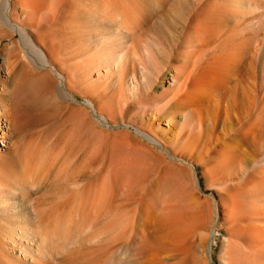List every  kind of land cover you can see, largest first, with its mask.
Instances as JSON below:
<instances>
[{
    "label": "bare ground",
    "instance_id": "1",
    "mask_svg": "<svg viewBox=\"0 0 264 264\" xmlns=\"http://www.w3.org/2000/svg\"><path fill=\"white\" fill-rule=\"evenodd\" d=\"M260 1L0 0V50L2 41L9 40L3 48L8 64L12 58L25 59L23 73L30 68L31 76L45 87L49 86L45 76L57 75L59 94L71 113L75 108L67 99H76L68 87H77L87 97L85 105L101 113L104 125L114 126L120 120L127 128L135 126L137 137L147 145L169 147L162 150L172 156L161 167L164 185L188 186L187 168L179 158H188L186 164L193 172L202 167L228 213L224 219L229 259L264 261V37H260L264 8L257 6ZM161 31L163 38L153 34ZM2 78L0 99L7 103L0 104V264L54 262L62 238V248L71 251L80 245L76 235L81 240L82 235L83 239L90 235L82 244L106 241L107 246L111 241L116 248L121 239L131 241V234V245L139 248L143 264H169L167 259L183 254L176 241L181 233L190 236L217 218L198 199L185 202L186 211L181 212L153 193L151 205L142 207L149 219L143 225L158 236H139L131 214L132 205L138 204L133 210L137 213L144 203L137 193L142 179L138 170L156 163L135 143L126 144L127 150L113 159L111 193L105 185L106 160L101 153L79 162L88 158L90 145L80 137H71L80 153L69 151L61 157L51 142L46 151L42 139L36 138L41 146L35 144L6 160L5 116L17 129L20 114L31 109L21 99L20 85L11 87ZM15 100L17 117L12 113ZM81 120L85 127L87 119ZM59 140L57 135L53 144ZM92 160L99 163L97 173L103 182L96 192V183L82 184L81 179L92 171ZM42 183L52 184L54 194L34 198ZM114 206L125 207L129 220L115 235L97 229L91 237L94 224ZM73 232L76 235L71 237ZM169 235L173 240L177 237L176 246L165 240ZM178 264L197 262L183 255Z\"/></svg>",
    "mask_w": 264,
    "mask_h": 264
},
{
    "label": "rangeland",
    "instance_id": "2",
    "mask_svg": "<svg viewBox=\"0 0 264 264\" xmlns=\"http://www.w3.org/2000/svg\"><path fill=\"white\" fill-rule=\"evenodd\" d=\"M262 1L264 3V0ZM262 1L260 2L262 3ZM260 2L258 3L260 4ZM259 4H257V6L259 7L263 6L262 8H264V5H259ZM254 19L255 16H252L251 20ZM153 34H156L157 36L163 38V36L161 35L162 31L159 33L154 32ZM260 35L261 38L264 37V28L260 30ZM2 44L3 46L2 49L0 50V76L3 77L2 78L3 81L6 79L5 81L8 82L5 81L4 82L9 83L11 87H13V84L15 83L20 85L19 93L21 99L27 102L30 107L29 109H31L28 112H25L24 114L22 113L20 114L21 121H20V126L17 129L14 128L13 122L11 121V117H9V115L5 116L9 126V128H5V130H8L9 133L8 134L9 147L7 151L3 153L6 160L12 161L13 157L16 156L19 152L25 151V149L33 147L35 144L41 146V142L42 144L44 143L41 147H43L45 150L48 148L50 149L51 144L48 143L51 142L52 143L51 148H55L56 146L55 148L56 151L58 153L62 152L60 153L61 157H63L62 155H66L65 152H69V151H74V153H80L81 150H79L78 148L79 145L76 146L74 143V139L71 140V137L74 138L80 137L81 141L88 140L90 145L88 146L87 149L88 151L86 154V157L88 158H84V159L80 158L79 162H85V161L89 162L91 158L94 156V154H97L98 152L101 153L102 158H105L106 160V166L103 177L105 176L107 182L105 183L106 188L109 191V193H111V189L113 186L111 179H112V172L114 171L113 159L116 156V153L127 150L126 144H128L129 142L135 143L138 147L146 149L149 152V154L153 157L156 163L154 166H150V165L140 166L138 170V174L142 177V179L141 182L139 183L137 193L138 196L142 198L144 203L142 204L141 209L138 208L139 209L137 211L138 214L133 211L138 204H136V206L132 205L131 207L134 208L131 214L133 215V224H135L136 229L138 230V231L136 230V232H139V236L145 235V238L149 237V239L156 238L158 236L155 232L148 231L146 227L143 225V223L149 219L146 218L147 216L145 214V210L142 207L144 204H147L149 206L151 205L153 193H157L158 196H161L163 198L165 197L164 199L167 202L173 203L175 205L174 206L175 209H180L181 212L186 211L185 209L186 203L189 200H191L192 198H194L195 200L198 199L203 202L204 208H206L208 212L211 213L212 211L213 216L215 215L217 217L215 218L213 223H212L213 220L212 221L208 220L210 222H208L206 228H202V230L200 229V231H197L196 233H193L190 236H185L184 233H181L183 234L182 236L183 238L181 237L182 238L181 239L178 237L179 240H176L177 237L176 239L173 240L172 238L175 237H172L170 235L168 236V238H165V240L172 243V246L174 245L176 246V241H178L177 246L182 248V253H183L179 257L180 259L179 258L167 259L166 260L167 263L178 264V262L181 260V258L184 255V256H190L192 259H196L197 264H264L263 263L264 261L262 260H259L258 262H249L244 260L231 261L229 259L227 243L229 240L228 238L230 237L228 232L225 230L227 223H225V219H224L227 218L228 213L226 211L224 212L222 208L221 205L222 197L220 193H218L217 190L210 188L211 187L209 186L210 181L203 172L202 167L197 166L196 167L197 172H193V169L190 167V165L186 164L188 158L186 157L179 158L181 159L180 161L183 162L181 163V165L187 168V170L184 172V176L185 179L187 180L188 186L182 188L176 184H171L167 186L164 185L162 183L161 171H163V169L161 167H164L166 164H168V162L172 160L171 159L172 156L164 153V151L162 150L168 151L170 150L169 147L162 148L160 146H154L152 144L147 145V143H144V141H142L143 139L140 136L137 137L139 134L135 126L131 125L130 128H127V124L126 123L124 124L120 120L114 126L104 125V123L100 120L101 113L98 111L94 112L91 107L85 105V103L87 102V97L84 96L77 87H68L71 94L76 99V101H70L67 99V101L71 103V106L75 108L71 113L70 111L67 110V106L65 105L66 102L65 99H63L59 94V89H58L59 78L57 77V75H51V74L46 75L45 77L48 80L49 86L45 87L40 79L38 78L35 79L33 76H31L32 73H29L30 68L28 69L25 67L23 73V64L26 61L25 59H23L24 62H22L23 61L22 59L12 58L11 63L8 64L9 59L5 56L6 51L3 48L5 45L10 44L9 40L4 39L2 41ZM29 76H31L32 78H30ZM3 86L4 84L1 85L0 87ZM2 100H4V102ZM6 103L7 101L5 99L2 98L0 99L1 105H5ZM17 106L18 103L15 100V102L12 103V113L13 116L15 117H17L18 115L16 111ZM83 118L87 119V124L85 127L81 126V121H82L81 119ZM145 125L149 126V124L148 125L145 124ZM163 128L166 129L169 127L163 125ZM57 135L60 136V140L57 141L55 144H53L54 142L53 140H55ZM36 138L39 139L41 138L43 141L41 140V142L38 143L40 140ZM35 139L36 141H33ZM136 139L138 140V143L136 142L137 141ZM117 141H119L118 144L120 143L119 145H121L120 146L121 148L118 147L119 145L117 144ZM32 143L34 144L32 145ZM142 144L143 146H141ZM45 146L48 148H46ZM167 156H169L170 160L168 159ZM98 165L99 163H97L95 160H92V166H91L92 173L90 172L88 176L85 175L82 176L81 178L82 184H84L85 182H92V184L94 183L95 185L96 183L95 186L93 185L94 187H96L95 192L101 189L103 185L102 176H100L97 173L99 172L97 171ZM108 175L110 176V178ZM198 181H200V183ZM51 185L52 184H50V187L49 186L45 187L46 184L42 183L40 185V187L42 186L41 190L35 195L34 198H38L39 196L53 195L55 189L53 185L52 186ZM142 191H144L145 193ZM146 191H149V193H147L148 195L144 197ZM117 203L118 202H116V204ZM131 207L130 209H132ZM110 211L111 212L108 214L107 217H103L101 221L94 224L93 234L91 235V237L97 234L96 232L97 229L98 230L109 229L110 232L108 231L109 233L108 236L115 235L121 229L123 224L130 218L128 214H126L127 211L125 207H121L118 209L117 206H114V208L111 207ZM41 212L44 213L43 210ZM216 214L219 216V218ZM18 221L20 222L21 220ZM140 221H142V223L139 224ZM210 223L212 224L210 225ZM139 226H141L140 229ZM143 229H146L148 232L146 230H145L146 232L143 231ZM74 233L75 232L71 234V237L76 235V234L74 235ZM89 236L90 235H88L86 238L83 239V237L85 236L82 235V240L79 235L75 236L77 239V243H80V245L77 244L78 246H73V248L71 247L72 250L69 248L72 252L64 248L69 253L71 252L70 253L71 255L69 254L70 256L68 255V252L62 248L65 242L64 238H62L63 244H60L61 248L58 250L59 257L57 254L56 260H54V262L51 261V263L49 264H107V263L112 264L113 262H114L113 264H143V255L139 253V248L136 245L133 246L131 245L133 243L132 239L134 238L133 234H131L130 237L131 241L125 242L124 241L126 240L125 238L121 239L120 241L122 242L120 243L119 241H117L118 246H116V248H114L116 244L112 243L111 241H109L110 243L109 242L107 243V246H106V241L103 242V244L101 245L95 244L96 242H90L92 245L90 244L87 245V243H85L86 245L82 244L81 241L86 240ZM62 237H65L64 234H62ZM79 237H80V241H78ZM103 237L105 238V240L107 239L106 238L107 235ZM135 237H137L136 234ZM169 239H171V241ZM137 240H139V238ZM113 244L115 245L112 246ZM130 245L132 246V248ZM111 246L113 247V249H111L112 248ZM211 246H212V251L210 253L209 247ZM107 248H109V250ZM134 248L135 250L136 248H138V250L135 251ZM133 250L134 252H136L135 254H133L134 253ZM140 257H142V259Z\"/></svg>",
    "mask_w": 264,
    "mask_h": 264
}]
</instances>
